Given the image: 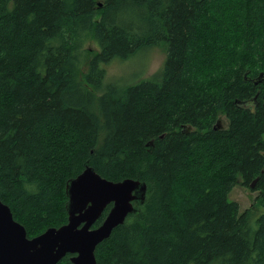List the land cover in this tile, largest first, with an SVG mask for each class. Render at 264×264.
I'll list each match as a JSON object with an SVG mask.
<instances>
[{
	"label": "trees",
	"instance_id": "trees-1",
	"mask_svg": "<svg viewBox=\"0 0 264 264\" xmlns=\"http://www.w3.org/2000/svg\"><path fill=\"white\" fill-rule=\"evenodd\" d=\"M103 1L0 0V199L38 236L90 166L148 186L97 264H264V213L229 201L257 180L264 206V0ZM162 43L152 79L97 96L108 64Z\"/></svg>",
	"mask_w": 264,
	"mask_h": 264
},
{
	"label": "water",
	"instance_id": "water-1",
	"mask_svg": "<svg viewBox=\"0 0 264 264\" xmlns=\"http://www.w3.org/2000/svg\"><path fill=\"white\" fill-rule=\"evenodd\" d=\"M264 77L261 74L256 83ZM255 180L250 186L255 188ZM145 182L127 178L114 182L87 167L67 182L68 223L30 238L0 199V264H57L71 255L73 264H97L96 249L130 214H138L147 197ZM101 225L96 227L108 206Z\"/></svg>",
	"mask_w": 264,
	"mask_h": 264
},
{
	"label": "rangeland",
	"instance_id": "rangeland-1",
	"mask_svg": "<svg viewBox=\"0 0 264 264\" xmlns=\"http://www.w3.org/2000/svg\"><path fill=\"white\" fill-rule=\"evenodd\" d=\"M100 8L103 6V0H97ZM99 18V17H98ZM225 23V22H224ZM222 24L224 27H231L229 23ZM232 25V24H231ZM229 29V28H228ZM86 48L90 54H95L98 50L94 37L91 36L86 43ZM167 55V44L162 43L160 46H147L140 49L136 54L126 60H114L106 66V77L103 82L101 90H96L97 96H101L108 88L124 90L131 85L137 84L141 81L152 79L154 75L162 68ZM87 71L86 68L82 71L81 77L84 78ZM82 78V79H83ZM219 123L215 126H222L226 129L229 121L225 114H221ZM260 190L251 188L250 185H245L244 181H239L229 195V201L237 202L240 206L241 212L250 210L255 215L264 213V206L261 200L258 199Z\"/></svg>",
	"mask_w": 264,
	"mask_h": 264
},
{
	"label": "flooded vegetation",
	"instance_id": "flooded-vegetation-1",
	"mask_svg": "<svg viewBox=\"0 0 264 264\" xmlns=\"http://www.w3.org/2000/svg\"><path fill=\"white\" fill-rule=\"evenodd\" d=\"M219 128H220V129H222V126H221V125H219Z\"/></svg>",
	"mask_w": 264,
	"mask_h": 264
}]
</instances>
